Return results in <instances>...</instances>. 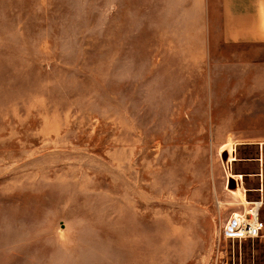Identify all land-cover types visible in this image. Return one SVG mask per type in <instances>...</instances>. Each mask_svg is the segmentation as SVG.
Segmentation results:
<instances>
[{"label":"rangeland","instance_id":"rangeland-1","mask_svg":"<svg viewBox=\"0 0 264 264\" xmlns=\"http://www.w3.org/2000/svg\"><path fill=\"white\" fill-rule=\"evenodd\" d=\"M119 1L0 0V264H264V102Z\"/></svg>","mask_w":264,"mask_h":264},{"label":"crops","instance_id":"crops-1","mask_svg":"<svg viewBox=\"0 0 264 264\" xmlns=\"http://www.w3.org/2000/svg\"><path fill=\"white\" fill-rule=\"evenodd\" d=\"M119 2L134 26L143 27L136 32L157 33L156 49L208 67L210 76L234 74L264 102V0Z\"/></svg>","mask_w":264,"mask_h":264},{"label":"built area","instance_id":"built-area-1","mask_svg":"<svg viewBox=\"0 0 264 264\" xmlns=\"http://www.w3.org/2000/svg\"><path fill=\"white\" fill-rule=\"evenodd\" d=\"M232 217L229 219L227 226L225 227V236L229 237H255L258 236L261 230L264 229V223L258 220L256 221V225H252L249 222V219H245L244 221L241 218H236L235 221H231Z\"/></svg>","mask_w":264,"mask_h":264},{"label":"bare ground","instance_id":"bare-ground-1","mask_svg":"<svg viewBox=\"0 0 264 264\" xmlns=\"http://www.w3.org/2000/svg\"><path fill=\"white\" fill-rule=\"evenodd\" d=\"M231 160V158L229 157V159H228V161H230ZM237 191H238V193H240V194H242L241 193V189H240V185H239V188L237 189ZM244 194H242V196H243ZM243 198H244V196H243ZM259 207V204H256V206L254 207V208H252V209H250V211H248L250 214H251V219L249 220V222L252 224V225H256V221L258 220V218H259V216H258V208ZM238 215V213H235L234 214V216H232V222L233 221H235L236 220V218H241V217H235V216H237ZM242 219V218H241ZM246 219V218H245ZM245 219H242L243 221L245 220Z\"/></svg>","mask_w":264,"mask_h":264},{"label":"water","instance_id":"water-1","mask_svg":"<svg viewBox=\"0 0 264 264\" xmlns=\"http://www.w3.org/2000/svg\"><path fill=\"white\" fill-rule=\"evenodd\" d=\"M224 158H225V159L227 158V155H226V154L224 155Z\"/></svg>","mask_w":264,"mask_h":264}]
</instances>
